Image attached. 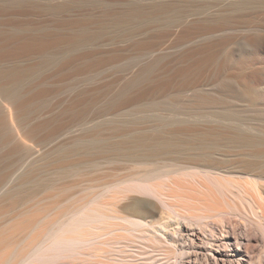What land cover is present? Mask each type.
Returning a JSON list of instances; mask_svg holds the SVG:
<instances>
[{
  "label": "rangeland",
  "instance_id": "obj_1",
  "mask_svg": "<svg viewBox=\"0 0 264 264\" xmlns=\"http://www.w3.org/2000/svg\"><path fill=\"white\" fill-rule=\"evenodd\" d=\"M26 1L29 7L20 9L1 7L0 1V41L3 33L56 31L61 22H78L84 17L90 19L77 28L97 27L103 16L130 2L148 6L169 0ZM192 1L196 8L185 10L177 22L148 23L127 36L65 47L59 61L41 67L34 79L21 84L18 103L24 102V106L5 105L0 112V117H10L0 131V170L6 172L0 184V196L5 193L0 200V225L27 207L32 213L24 217L41 213L54 201L67 204L109 182L163 173L175 162L205 165L210 170L228 163L232 172L245 174L238 160L248 159L252 169L246 174L264 175V155L198 157L177 155L165 147L170 131L173 140H185L178 134L183 126L230 132L246 130L242 123L253 122L264 135V125L256 120L264 107H241L240 115L224 111L243 102L238 81L226 74L227 51L234 56L254 53L264 61V0ZM60 3L67 6L55 12L42 9ZM223 15L230 18L211 28L203 26L202 21ZM249 37L256 42L253 50L246 43ZM7 45L15 48L17 43ZM73 54L69 61L67 56ZM17 59L32 65L41 61L35 54ZM12 61L2 59L0 65ZM251 78L256 79L253 96L262 94L264 72ZM186 79L190 84L180 90ZM135 143L139 147L132 148ZM156 146L161 149L153 151ZM66 165L70 167L61 168ZM23 180L27 181L25 187L16 190ZM12 192L19 194L13 197ZM132 196L131 201L118 203L124 214H139L136 207H130L133 200H155L144 194ZM243 224L234 217L233 221L211 223L204 233L183 223V234L193 238L194 245L186 240L178 243L187 253L177 264H233L232 260L254 264L251 254L260 252L264 259V242L257 240L261 234ZM250 238L252 253L245 247Z\"/></svg>",
  "mask_w": 264,
  "mask_h": 264
},
{
  "label": "bare ground",
  "instance_id": "obj_2",
  "mask_svg": "<svg viewBox=\"0 0 264 264\" xmlns=\"http://www.w3.org/2000/svg\"><path fill=\"white\" fill-rule=\"evenodd\" d=\"M0 1L1 7H29L26 0ZM85 2L87 0H82V3ZM66 6V3H60L43 6L42 9L55 12ZM195 8L192 0H169L148 6L130 2L126 7L103 16V23L97 27L77 28L76 26L84 25L90 19L84 17L78 22L65 20L61 22V29L56 31L3 33L0 60L10 57L14 62L0 65V112L5 105L23 107L24 102L18 103L21 84L34 79L41 67L59 61L65 47L89 43L103 37L127 36L148 23L177 22L184 17L185 10ZM229 18V15H223L202 23L211 28ZM193 27L197 29V23ZM13 41L17 46L9 48L7 43ZM246 43L252 50L256 47V42L251 37L246 39ZM29 54L40 56V63L23 64L17 59ZM249 54L234 56L230 51L226 53V74L238 81L242 88L243 102L226 107L224 111L240 115L241 107L252 110L264 107V92L253 96L252 84L256 79L251 78V75L264 72V61L255 57L254 53ZM74 57V54L69 55L67 59L70 61ZM189 84L190 79H186L180 90H184ZM201 98L205 99V96ZM189 108L194 110L195 106L189 105ZM262 110L263 115H254L257 116V122L264 125V108ZM6 120H10V117L7 119V114L0 117V131L5 128ZM254 124L244 122L242 125H246V130L230 132L183 126L178 134L184 136L185 140H173L170 131L165 147L173 149L177 155L217 157L220 153L223 157L233 154L248 158L259 157L264 155V135ZM137 147L138 143L132 145V148ZM159 149L161 147L156 146L153 151ZM238 161L239 168L245 174L232 172L228 163L220 165L223 167L217 170H210L205 165L194 167L187 161L175 162L163 173L144 176L141 180L127 178L109 182L98 191L67 204L60 205L59 201H54L48 204L50 208L43 207L41 213L24 217L32 213L31 207H27L11 217L7 224L0 225V264H177L187 253L185 247L180 248L178 243L186 240L194 245L193 238L186 239L183 234V223L207 233L211 223L233 221L234 217L243 220V225L250 230L260 233L257 240L264 242V175L246 174L252 169L251 160ZM69 167L66 165L61 168ZM5 173L0 170V184ZM26 183L23 180L15 189L21 191ZM133 193L155 199L133 200L130 207L139 210L137 216L124 214L118 205L120 200L131 201ZM4 194L0 196V200ZM17 194L19 193L12 192L11 195L16 197ZM157 216L158 219L149 220ZM252 238L245 246L248 253L255 250L251 244ZM251 255L250 259L254 264H263L261 252ZM231 263L240 264L241 260L237 263L232 260Z\"/></svg>",
  "mask_w": 264,
  "mask_h": 264
}]
</instances>
